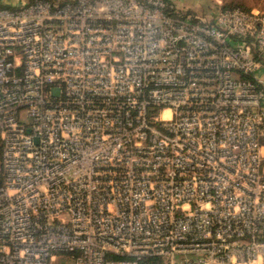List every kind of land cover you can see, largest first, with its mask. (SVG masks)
<instances>
[{
	"label": "built area",
	"instance_id": "2783aa9c",
	"mask_svg": "<svg viewBox=\"0 0 264 264\" xmlns=\"http://www.w3.org/2000/svg\"><path fill=\"white\" fill-rule=\"evenodd\" d=\"M210 14L0 4V264H264V12Z\"/></svg>",
	"mask_w": 264,
	"mask_h": 264
},
{
	"label": "rangeland",
	"instance_id": "374dc122",
	"mask_svg": "<svg viewBox=\"0 0 264 264\" xmlns=\"http://www.w3.org/2000/svg\"><path fill=\"white\" fill-rule=\"evenodd\" d=\"M12 1V0H11ZM10 0H0V4H8ZM64 1V0H57ZM18 2V0H14ZM179 8L191 16H211L210 12H215L227 7H242L249 10H260L264 12V0H177Z\"/></svg>",
	"mask_w": 264,
	"mask_h": 264
},
{
	"label": "trees",
	"instance_id": "16d2710c",
	"mask_svg": "<svg viewBox=\"0 0 264 264\" xmlns=\"http://www.w3.org/2000/svg\"><path fill=\"white\" fill-rule=\"evenodd\" d=\"M238 7V6H237ZM246 9V8H244ZM249 10V9H247ZM2 143L0 141V185L3 183L5 170H4V163H3V156H2Z\"/></svg>",
	"mask_w": 264,
	"mask_h": 264
},
{
	"label": "water",
	"instance_id": "95a60500",
	"mask_svg": "<svg viewBox=\"0 0 264 264\" xmlns=\"http://www.w3.org/2000/svg\"><path fill=\"white\" fill-rule=\"evenodd\" d=\"M56 90L58 91V88Z\"/></svg>",
	"mask_w": 264,
	"mask_h": 264
},
{
	"label": "crops",
	"instance_id": "0c3cea01",
	"mask_svg": "<svg viewBox=\"0 0 264 264\" xmlns=\"http://www.w3.org/2000/svg\"><path fill=\"white\" fill-rule=\"evenodd\" d=\"M11 1V0H10Z\"/></svg>",
	"mask_w": 264,
	"mask_h": 264
}]
</instances>
